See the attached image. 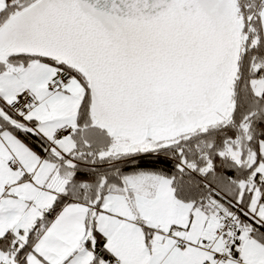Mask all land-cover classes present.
Segmentation results:
<instances>
[{
  "label": "snow or ice",
  "instance_id": "6c2138e0",
  "mask_svg": "<svg viewBox=\"0 0 264 264\" xmlns=\"http://www.w3.org/2000/svg\"><path fill=\"white\" fill-rule=\"evenodd\" d=\"M0 264H264V0H0Z\"/></svg>",
  "mask_w": 264,
  "mask_h": 264
}]
</instances>
